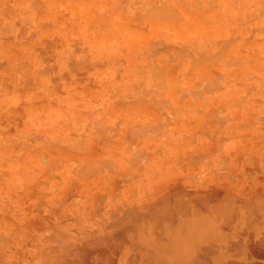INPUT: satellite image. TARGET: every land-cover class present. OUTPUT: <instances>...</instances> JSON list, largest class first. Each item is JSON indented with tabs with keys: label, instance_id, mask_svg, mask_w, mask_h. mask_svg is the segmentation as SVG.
Listing matches in <instances>:
<instances>
[{
	"label": "rangeland",
	"instance_id": "1",
	"mask_svg": "<svg viewBox=\"0 0 264 264\" xmlns=\"http://www.w3.org/2000/svg\"><path fill=\"white\" fill-rule=\"evenodd\" d=\"M168 1L0 0V264H69L172 189L264 237V0Z\"/></svg>",
	"mask_w": 264,
	"mask_h": 264
},
{
	"label": "bare ground",
	"instance_id": "2",
	"mask_svg": "<svg viewBox=\"0 0 264 264\" xmlns=\"http://www.w3.org/2000/svg\"><path fill=\"white\" fill-rule=\"evenodd\" d=\"M165 4L164 8H166ZM168 5L169 7L172 6L169 4V1ZM158 7L154 6L153 8L152 5L150 8L151 12L157 13L156 8ZM171 8L174 10L173 8L175 7L172 6ZM147 10L149 9L147 8ZM175 11L174 13L177 12ZM167 12L169 13L170 9ZM154 13L152 14L155 15ZM168 13L167 15H174L173 13ZM177 14L181 16L178 12ZM172 15L170 16L171 18L175 17ZM165 17L162 16V18ZM105 41L103 40V42ZM211 46L213 47V45ZM161 73L164 72L162 71ZM160 78H164V74ZM156 88H159V86ZM203 89L206 90L205 87ZM227 192L220 193V197L214 194L215 196L211 195L210 198L205 197V199H201L199 196L196 197L193 193L183 189L179 192H175L174 189L166 191L159 195L155 201H150L149 206L146 204L148 207L147 211L128 209L123 219L119 222L120 225L116 226L114 230L98 239H90L91 241H95L96 239L99 243L107 244L109 246L108 249L103 251H96L94 249L89 254L88 252L90 251L88 249L92 251L94 248L91 241H88L92 245L89 244L90 246H87L88 252L83 250L84 245L88 242L82 245L83 249L72 247V251L69 248L67 255L74 252V249L81 250L75 255L76 257H73L74 260L71 259L72 262H69V264H94L95 261L93 262V259L89 258V256L94 257L93 255L100 256L99 261H101L102 257L105 264H116L117 258L122 256L121 252H126L127 259L131 261L129 264H264V237L260 235L261 224L258 219L256 220L257 211L255 209L251 211V208H253H250L249 204L251 203L246 201L238 202L235 200V197L234 199ZM258 201L261 200L258 199ZM262 202H264V199H262ZM241 203L249 205L250 215L248 212L246 213L247 215L243 214L247 207ZM245 221H247V228L245 230L241 229L242 231L240 232L237 225ZM17 228H21L22 230V227ZM13 230L16 231V228ZM27 235L31 234L27 233ZM14 237H16V234ZM31 238H33L32 235ZM114 244L119 245L120 250L115 249L117 245L110 246ZM87 247L85 246V248ZM64 254L66 253L64 252Z\"/></svg>",
	"mask_w": 264,
	"mask_h": 264
}]
</instances>
